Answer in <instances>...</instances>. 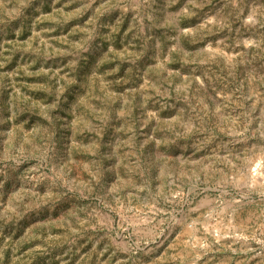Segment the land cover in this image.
Masks as SVG:
<instances>
[{
  "label": "rangeland",
  "instance_id": "obj_1",
  "mask_svg": "<svg viewBox=\"0 0 264 264\" xmlns=\"http://www.w3.org/2000/svg\"><path fill=\"white\" fill-rule=\"evenodd\" d=\"M0 264H264V0H0Z\"/></svg>",
  "mask_w": 264,
  "mask_h": 264
}]
</instances>
